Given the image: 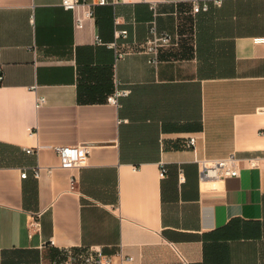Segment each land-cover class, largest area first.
<instances>
[{"label": "crops", "instance_id": "crops-1", "mask_svg": "<svg viewBox=\"0 0 264 264\" xmlns=\"http://www.w3.org/2000/svg\"><path fill=\"white\" fill-rule=\"evenodd\" d=\"M151 1L157 15L87 0L78 29L62 0H0V264L90 246L143 264H264V158L248 164L264 156V0ZM154 19L176 43L157 66L143 53ZM116 29L120 59L96 41ZM116 88L130 94L112 105ZM76 145L88 164L62 167L54 147ZM231 155L239 177L200 182L199 161Z\"/></svg>", "mask_w": 264, "mask_h": 264}, {"label": "built area", "instance_id": "built-area-1", "mask_svg": "<svg viewBox=\"0 0 264 264\" xmlns=\"http://www.w3.org/2000/svg\"><path fill=\"white\" fill-rule=\"evenodd\" d=\"M125 0H97L95 4L97 5H117ZM150 4L151 9L155 13L156 2L151 0H143ZM217 4L221 3V0H215ZM87 2V0H62V6L71 10L75 17V26L80 29L85 26L86 19H94V13L91 9H86L81 12V7ZM195 5L193 12L199 13L202 10L208 9V3L205 2L200 4L197 0H194ZM154 15H157L156 13ZM118 24V20L115 21ZM128 31L126 29H116L115 30V41L112 43H105L101 37L96 36V41L102 45H107L110 48L115 49L116 58L120 59L125 57L128 53L120 51L118 49L117 39L126 38ZM258 44L264 45V36L255 39ZM173 35L159 31L155 19L151 22L149 27L148 37L144 43L143 53L148 56V62L151 65L157 66L160 62V53L162 49L171 47L175 45ZM3 80V75L0 72V83ZM130 94L129 89L116 90L107 98L108 103L112 105H119V100L121 97L128 96ZM44 103V98L38 100V106ZM196 143V137L192 136L186 140V145L188 147L194 146ZM61 159V166L69 169L82 168L88 164L89 157L91 155V146L88 145H76V146H57L54 147ZM28 153H36L38 149L27 148ZM263 157L251 158L248 160V164L252 168H257L260 166V161ZM199 179L201 183L209 180L226 179L230 177H239L240 175V159L235 155H231L227 158L215 159V160H201L199 161ZM35 175L38 177V170H35ZM161 175H165V171L162 170ZM27 173L24 172L22 177H26ZM76 180L73 177L71 180V189H75ZM32 225H36L33 222ZM50 245L54 246V240L50 241ZM118 260H116L114 255L107 254L103 247L101 246H90L85 249H80L78 251H69L64 253L62 256L58 257L51 264H143L140 263L133 255H129L123 251L121 247L116 254Z\"/></svg>", "mask_w": 264, "mask_h": 264}]
</instances>
